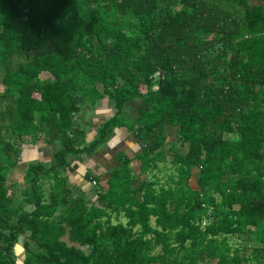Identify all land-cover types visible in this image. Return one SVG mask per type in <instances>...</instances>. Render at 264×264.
Listing matches in <instances>:
<instances>
[{
	"label": "trees",
	"instance_id": "16d2710c",
	"mask_svg": "<svg viewBox=\"0 0 264 264\" xmlns=\"http://www.w3.org/2000/svg\"><path fill=\"white\" fill-rule=\"evenodd\" d=\"M0 78V264H264V0H0ZM105 96L87 142L75 115ZM117 127L140 172L121 153L74 195L69 157Z\"/></svg>",
	"mask_w": 264,
	"mask_h": 264
},
{
	"label": "crops",
	"instance_id": "0c3cea01",
	"mask_svg": "<svg viewBox=\"0 0 264 264\" xmlns=\"http://www.w3.org/2000/svg\"><path fill=\"white\" fill-rule=\"evenodd\" d=\"M115 114V108L108 98L105 96L96 107L85 106L79 113L75 115L78 126L86 130L87 142H91L99 126L111 118ZM58 143H49L45 138L39 140L36 144H26L22 153L21 162L15 168L11 175L24 165V171H21L22 177L14 179L10 184L17 183L25 184L26 170L28 164L35 161L48 164L52 161L55 152L57 151ZM140 145L131 131L126 128H115L111 139L101 146L93 154H82L80 158L70 156V166L66 170L68 177V185L73 187L74 195L81 194L88 201H95L99 186L108 187L110 171L117 164V157L121 153H126L132 158V168L134 172H140V161L134 159L136 153L140 151ZM139 167V171L136 169ZM90 173V176H89ZM21 178V179H20Z\"/></svg>",
	"mask_w": 264,
	"mask_h": 264
},
{
	"label": "rangeland",
	"instance_id": "374dc122",
	"mask_svg": "<svg viewBox=\"0 0 264 264\" xmlns=\"http://www.w3.org/2000/svg\"><path fill=\"white\" fill-rule=\"evenodd\" d=\"M0 84H1V78H0ZM2 89V88H1ZM173 137H175V135L174 134H172V133H170V131H169V137H168V139L170 140H172V138ZM86 141H87V139H86ZM86 145H87V143H85ZM141 149V148H140ZM169 155H170V157H171V153L169 152ZM24 165H21V168L18 170V172H15V174H14V176H12V178L10 179V181H13L14 179H17V178H19V177H22L23 175H21L20 173H21V171H24ZM161 167H162V164H161ZM137 170L139 169V167H137L136 168ZM139 171V170H138ZM195 173H196V170L194 171ZM137 173V172H136ZM169 173H171V171L168 169H162V171L159 173V176H161V177H164V176H166L167 174H169ZM196 175H197V173L194 175L195 177H193L191 180H190V182H191V184L192 185H194V186H197V184H196ZM21 179V178H20ZM9 184H10V182H9ZM26 185L25 184H23L22 185V187H21V185H18V187H17V190L18 191H20L21 190V188H24ZM24 237L22 236V239L19 241V243L17 244V246H16V250H17V252L19 253V254H22V251H23V242H24ZM20 263V262H19Z\"/></svg>",
	"mask_w": 264,
	"mask_h": 264
},
{
	"label": "built area",
	"instance_id": "2783aa9c",
	"mask_svg": "<svg viewBox=\"0 0 264 264\" xmlns=\"http://www.w3.org/2000/svg\"><path fill=\"white\" fill-rule=\"evenodd\" d=\"M154 77H155V80L157 81L158 79L163 78V75H162L161 71H157L154 74ZM154 87H155V89H157L158 88V84H156Z\"/></svg>",
	"mask_w": 264,
	"mask_h": 264
}]
</instances>
